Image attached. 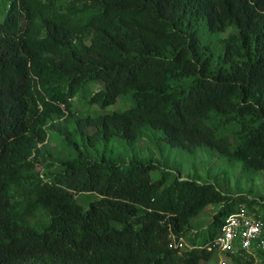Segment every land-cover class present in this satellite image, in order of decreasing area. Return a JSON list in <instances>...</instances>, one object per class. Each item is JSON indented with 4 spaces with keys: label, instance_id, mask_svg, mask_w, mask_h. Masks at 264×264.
<instances>
[{
    "label": "trees",
    "instance_id": "trees-1",
    "mask_svg": "<svg viewBox=\"0 0 264 264\" xmlns=\"http://www.w3.org/2000/svg\"><path fill=\"white\" fill-rule=\"evenodd\" d=\"M0 0V264H200L239 209L264 207L148 160L118 162L116 139L163 145L264 170V0ZM217 49L213 37L229 30ZM102 109L71 112L89 83ZM70 115L103 154L75 151L38 170L47 125ZM68 135L72 132L65 130ZM73 133V134H74ZM71 137V136H70ZM220 204L193 236L191 220ZM264 217V214H263ZM193 246H171L170 235ZM262 253V252H261ZM241 254V253H240ZM254 264L247 254L228 256ZM235 256V257H234ZM244 257V258H243Z\"/></svg>",
    "mask_w": 264,
    "mask_h": 264
},
{
    "label": "rangeland",
    "instance_id": "rangeland-1",
    "mask_svg": "<svg viewBox=\"0 0 264 264\" xmlns=\"http://www.w3.org/2000/svg\"><path fill=\"white\" fill-rule=\"evenodd\" d=\"M5 1V0H3ZM11 0L3 5L1 18L4 17ZM230 29L213 37L217 49H220L221 39L225 38ZM104 87L103 81L89 83L84 92H79L70 99L71 112L79 116L97 115L104 110L125 109L132 105V101L121 95L117 102L102 109L97 103L91 104L89 97ZM72 132L71 135L65 130ZM75 123L70 115L55 119L47 125L48 138L40 145L41 152L37 158L38 170L44 174L53 169L75 151L91 159H98L103 154V146H91L80 134L74 133ZM74 133V134H73ZM71 136V137H70ZM108 155L118 162H129L132 159L140 161L152 160L162 168L169 170L173 176L194 178L201 182H213L232 195H246L264 202V170L246 171L239 160L220 156L214 151L201 150L190 153L186 150L172 148L159 142L154 133H146L136 144H129L122 139H116L107 149ZM220 204H210L198 216L191 220L188 234L201 232L210 223L213 214ZM260 214H264V207H257ZM187 241L188 239L185 238ZM234 255H242L240 252ZM235 257V256H234ZM244 258V257H243ZM221 258L205 261L200 264H220ZM227 264H238L232 255L226 257ZM254 264H264V252L258 254Z\"/></svg>",
    "mask_w": 264,
    "mask_h": 264
},
{
    "label": "built area",
    "instance_id": "built-area-1",
    "mask_svg": "<svg viewBox=\"0 0 264 264\" xmlns=\"http://www.w3.org/2000/svg\"><path fill=\"white\" fill-rule=\"evenodd\" d=\"M171 246L183 249H191L183 237L179 239L171 234ZM216 249L221 258L220 264H227L226 257L229 253L247 254L257 258L258 254L264 252V217L257 210V206L249 207L246 203H241L239 209L230 214L219 233L216 235L215 243L208 249Z\"/></svg>",
    "mask_w": 264,
    "mask_h": 264
}]
</instances>
